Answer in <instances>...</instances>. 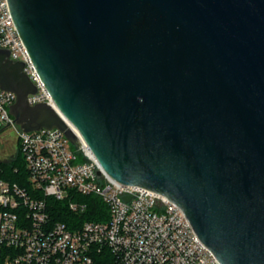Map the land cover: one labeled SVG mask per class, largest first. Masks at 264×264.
Here are the masks:
<instances>
[{
    "label": "water",
    "instance_id": "95a60500",
    "mask_svg": "<svg viewBox=\"0 0 264 264\" xmlns=\"http://www.w3.org/2000/svg\"><path fill=\"white\" fill-rule=\"evenodd\" d=\"M8 1L53 100L30 105L0 50L15 123L76 143L70 123L112 179L180 206L221 264H264V0Z\"/></svg>",
    "mask_w": 264,
    "mask_h": 264
},
{
    "label": "built area",
    "instance_id": "2783aa9c",
    "mask_svg": "<svg viewBox=\"0 0 264 264\" xmlns=\"http://www.w3.org/2000/svg\"><path fill=\"white\" fill-rule=\"evenodd\" d=\"M0 50L24 64L37 88L28 96L30 105H53L8 0H0ZM16 100L0 86V122L17 132L27 180H0V264H221L180 206L161 193L112 179L68 122L77 150L57 128L25 132L10 113ZM87 197L107 207V219H82ZM51 201L67 205L70 224L56 219Z\"/></svg>",
    "mask_w": 264,
    "mask_h": 264
},
{
    "label": "trees",
    "instance_id": "16d2710c",
    "mask_svg": "<svg viewBox=\"0 0 264 264\" xmlns=\"http://www.w3.org/2000/svg\"><path fill=\"white\" fill-rule=\"evenodd\" d=\"M4 179L10 182L26 184V169L19 147V157L13 162L0 161V180ZM88 203V211L82 219L100 221L107 219V207L95 197L84 198ZM53 203V212L57 220L64 221L70 224V218L73 214L69 212L67 205L56 201Z\"/></svg>",
    "mask_w": 264,
    "mask_h": 264
},
{
    "label": "rangeland",
    "instance_id": "374dc122",
    "mask_svg": "<svg viewBox=\"0 0 264 264\" xmlns=\"http://www.w3.org/2000/svg\"><path fill=\"white\" fill-rule=\"evenodd\" d=\"M73 150H77L74 143H71ZM19 157V138L17 132L12 128H6L0 122V161L13 162ZM79 158L77 162H80Z\"/></svg>",
    "mask_w": 264,
    "mask_h": 264
}]
</instances>
